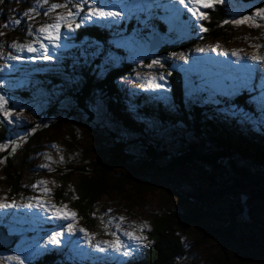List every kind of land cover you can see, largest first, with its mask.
<instances>
[{
	"label": "trees",
	"instance_id": "obj_1",
	"mask_svg": "<svg viewBox=\"0 0 264 264\" xmlns=\"http://www.w3.org/2000/svg\"><path fill=\"white\" fill-rule=\"evenodd\" d=\"M242 1L255 3L260 0ZM228 9L225 4L216 3L208 8L207 19L200 20L207 29L206 32H196L195 23L190 21L193 29L186 37L188 42L181 41L172 33L175 39L156 52L167 56L210 40L224 39L229 43L233 25L223 23L230 20ZM1 12L0 0V21ZM128 12L115 22L108 18L107 21L82 24L67 37L74 45L61 52L59 71L38 75L40 80L49 78V81L44 82L54 87L63 86L62 77L68 78L72 86L68 89V94L74 102L72 109L75 112L88 116V120L93 122L100 117L102 111L122 129L118 132L111 131V143L96 150L97 156H103L99 161L91 162L92 166L74 165L79 175L77 188L72 189L61 184L53 191L52 199L59 207H69L70 211L76 213L77 220L96 228L102 221L98 208L100 201L112 189L122 190L127 184H134L139 192H149L155 186L162 188L164 184L162 182L153 186L151 173L158 172L159 176L170 167L179 171L191 168L197 170L198 164H202L208 172L206 186L197 191L186 192V188L181 185L178 192L182 206L174 204L151 214L152 218L146 229L148 243L143 244L138 257L125 264H182L184 261H192L198 257L196 249L200 246V241H189L188 230L197 223V226H201L208 218L212 219L209 235L222 246V253L217 251L212 258L213 262L227 264L229 248L233 247L237 250L232 257L237 258L239 264H249L251 260L245 262L240 257L238 247L248 249V245L255 244L257 239L264 240V223H259L253 216L248 221H242L244 205L241 195H248V206L257 197L264 198V112L249 101L251 93L240 94L231 100L221 97L217 99L218 103L205 101V95L201 91L191 89L187 71L170 58L163 62L166 80L162 93L167 94L166 102L160 100L162 95L156 97L154 91H134L122 86V79L136 78L141 69L151 63L148 59L140 62L131 48L123 47V43L117 42L119 39H128L136 31L142 30L146 37L150 33V29L144 27L139 18V12ZM154 24L160 35L169 33L168 25L157 19H154ZM8 93L14 104L19 101V97L25 99L29 96L28 93L20 95L12 88ZM51 110H45L46 114L51 118L55 116L57 120L47 128L62 129L71 119V114L61 117L65 110L61 112L59 106H53ZM233 112L235 115H232ZM242 112H245V116H255L256 134L248 123L240 122ZM44 114H41V118ZM156 122H160L161 126L154 128L153 123ZM85 124H88L87 120ZM31 126L27 123L20 128L9 124L0 116V144L10 145L11 141L21 144L19 137L30 139L31 143L33 137L28 134ZM170 126L178 127L174 130L176 136L181 135L178 133L184 134L183 136L193 135L197 140L184 142L185 139L180 136L184 140L180 139L175 146L162 145L165 143L164 135L160 136L162 129H170ZM29 143L27 148L30 150ZM30 151L17 148L15 154H11L9 146L4 152H0V159L5 161L0 164L3 183L7 185L10 196L15 199L24 197L26 187L22 184L23 177L25 173L33 171L34 164L29 161ZM137 164L144 171L145 178L141 183L134 180L133 176L127 178L126 175L116 172L125 166L134 167ZM67 167L68 165H64L65 171ZM65 171L61 168L59 172L67 182L70 174L65 175ZM180 189L186 191L182 192ZM12 218V214L3 216L0 223L9 227L20 225L18 216L14 221ZM64 224L59 221H45L33 232L44 233L46 229L49 231ZM70 253L68 246L48 248V251L35 258L34 264H102L69 260Z\"/></svg>",
	"mask_w": 264,
	"mask_h": 264
},
{
	"label": "rangeland",
	"instance_id": "obj_2",
	"mask_svg": "<svg viewBox=\"0 0 264 264\" xmlns=\"http://www.w3.org/2000/svg\"><path fill=\"white\" fill-rule=\"evenodd\" d=\"M263 1L260 0L255 3H247L242 0H221L220 3L227 5L229 8V17L230 20H232L240 19L244 15H250L257 7H264ZM63 2L64 0H50V3ZM106 2L112 5H119V7H110L106 9L111 11H120L121 8H124V6L127 5L128 7L125 8L122 15L129 13V10H132V14L134 12H139V18L143 22L144 27L150 29V33L147 37L145 36L146 34L140 30V32H134V35H131L128 39H119L117 42L123 43V47L131 48L130 50L133 51V54L140 62H144L146 59L151 62L152 60L160 61V64L155 65L152 69L143 67L140 74H137L136 78L122 79V86L131 90L135 91L136 89L142 91L139 86L142 83V80L139 79V77H146L149 75L159 77L163 74L164 80H157V83L164 87L166 73L164 68L160 65H163V62L167 58H170L175 63L180 64L181 67L187 71L192 90L195 89L194 91H201V93L205 95V101H214L218 103L219 101L217 99H220L221 97L226 99V96L220 95V93L226 91V82L230 83L237 80V78H247V74L243 70L237 71L238 65L251 64L252 62L248 61L246 58L254 52L258 55H264V22L257 21L259 26L255 28L249 27L247 24L233 25L232 39L229 43L224 39L210 40L194 45L191 49L182 51L176 55L167 54V56H161L156 52L157 50L150 51L151 41L156 35H160L158 29L153 26L154 19H157L159 22L164 23L169 27V33L167 35H161L163 46L175 39L172 33H175L181 41L188 42L189 40L186 37L193 29L190 21L195 23L194 26L196 25V32L200 31L202 23L188 11L187 7L179 3V0H155L154 2L152 0H126V2L123 0H106ZM34 5L35 0H1L2 18L0 21V33H3V35H0V68H3V71H0V95H4L9 101V108L14 113H19L21 116L20 121H15V118L13 117L14 122L12 125L21 128L29 123L30 126L32 125L30 132L36 125H39V127L36 128L35 133L31 134L33 137L31 143H29L30 139L25 138L18 147V149L25 152L32 150L29 152V161H32L34 164L33 171L28 174L25 173V176L23 177L22 184L26 187V193L22 199H15L10 196L7 185L3 183L4 176L1 173L2 167L0 165V200L4 203H13L14 201V203L19 206L0 209V221L3 216L10 214L13 215L12 221H14L16 216H18L20 221V225L15 224L14 227H9L1 223L0 225H5L9 234L21 235V239L17 245L11 249L2 250L0 256H7L13 253L19 254L17 249L23 247L26 242H39L43 245L53 230L61 231L63 228L67 227V224L73 223L77 230L76 233L70 236L65 232L62 237V243L59 246L60 248L68 246L69 252H71L68 256L69 260L77 262L92 261L94 263L99 262L102 264L111 262L116 264L115 260L101 259L105 254L96 252L89 245L83 234L79 232V229L83 228L89 234H92L94 236L92 243L96 244L112 239L110 235L106 234L105 226H107L108 232L116 231L115 224L118 221L114 219L115 217H125L118 235L124 231H131L133 225L138 227L139 225L146 223L149 226L152 218L151 214L156 210H164L163 208L167 209V207H172L174 204L182 206V199L179 197L180 193L178 192V188L181 185L182 188H186V192L197 191L204 188L207 183L206 175L208 172L205 169V165L201 166L202 164H198L197 170L191 168L179 171L175 170L174 167H170L169 170L161 172L159 176H157L158 172L154 174L151 173V177L153 176V181L150 178L152 185H159L163 182V187L158 188L155 186V189H150L151 191L149 192H139L134 184H127L122 190L112 189L100 201L98 208L101 211L103 222L101 221L96 228L89 227L76 218L75 221H59L65 224L62 227L51 228L49 231L46 229L44 233L42 231L39 233L33 232L36 231L37 228H40L45 221L53 222L57 220L52 217L51 211L46 212L38 207L27 208L23 207V205L28 203L35 204L36 200H40L48 204H55L59 207L52 199L53 191H55L61 184L76 189L79 175L74 165L85 164L92 166L91 162L99 161L98 159L103 156H97L96 150L111 143L112 137L109 136L111 131L118 132L121 129L116 121L108 119L105 116L106 114L102 111H100V117L93 122L88 120V116L75 112L72 109V106L74 107V102L68 94V89H71L72 87L67 80L68 78L66 79L65 77H62V80H64L63 86L54 87L47 82H44L49 81V78L48 80H40L38 77L40 74L46 75L59 71L58 67L61 65L59 64L60 55L62 54L61 52L74 45L67 39V37L71 36L73 32L68 33L67 29L62 28L58 40L51 44L47 40L41 41L48 47V53L52 56V59L47 61L42 59V53L39 51L36 53H29L27 51L19 52L8 47L13 41L20 43L28 42L30 40V37L27 35L28 27L35 29L42 24L52 23L57 12L62 11L57 10V12H51L48 16H44L43 12L45 11V8H38L37 11L40 14H33L34 18L30 19L28 16H25V12ZM188 7H191V5H188ZM86 10L87 7L85 8V11ZM207 10L208 8L199 9V11L208 14ZM131 13L129 16L132 15ZM77 19L79 22V18ZM15 20H19L20 23L18 25L15 24ZM86 23L88 22H85V24ZM5 25L9 26L5 27ZM245 37H247V39H244ZM252 45H261V47L256 49L252 47ZM35 46L37 48L39 47V45ZM214 47L216 48V51L211 50ZM200 48L208 50L204 52L197 51V49ZM233 50H239L240 55L245 57V60L237 61L236 57L232 56ZM221 52H226L227 55H221ZM180 54H183L185 59H179L178 57ZM8 55L19 56L20 59L17 61H9L7 59ZM256 67L264 70V64L256 65ZM252 84L255 85L252 91L249 92L245 90L240 94L244 93L249 95L251 93L250 95L252 96L249 95V101L253 106L255 104V107L259 108V102L257 101L254 103L252 97L260 96L261 87H264V76L260 73L254 74L252 77ZM163 87L157 90H148L147 92L154 91L157 95L156 97L162 95L160 96V100L166 102L167 94L164 92L162 93ZM11 88L17 91L20 95L28 93L29 96L25 99L19 97V101L14 104L12 102V96L8 93V90ZM73 90H77V88H73ZM232 98L228 99L231 100ZM53 106H59L61 112L65 110V116H63V114L60 115L61 117L65 118L71 114V119L66 122L67 125H64L60 130L55 129L56 127L47 128L57 120L55 119V116L51 118L45 112V110L51 112ZM43 113H45V116L43 115L41 118V114ZM242 113L245 114V112ZM253 117L255 116L242 115V120L240 122L248 123L252 132L256 134L257 126ZM86 120L88 124H85ZM80 124L85 126L82 127ZM153 125L155 128L156 126H161V123L156 122L153 123ZM168 128L170 129H162L163 132L160 134V136L164 135L165 137V143L162 144L164 146L172 144V146H175L182 138L185 139L184 142H190L193 141V139L197 140L193 135L183 136L184 134L178 133L181 135L176 136L174 133V130L178 129L176 126H170ZM120 131H122V129ZM20 133H22L21 130ZM188 133L190 132L188 131ZM180 136H182V138H180ZM27 143L31 145L30 150L27 148ZM52 145H56L57 147L53 148ZM61 157L63 159H61ZM45 164L48 165V168L41 167V165ZM64 165H68L66 171L64 170ZM61 168L65 171V175L70 174L69 177H67V182H65L62 173L59 172ZM49 169H51V171ZM116 172L118 174L126 175L127 178L133 176L134 180L139 183L145 178V176H143L144 171L140 170L139 164L134 167L133 165L132 167L125 166ZM40 180L48 181L47 185H38V187L33 188L32 185L37 184ZM44 187H47L50 190V195L46 196L42 194V189ZM185 191L182 190V192ZM249 207V219H252L253 216L259 223H264V198L257 197V200L252 201ZM64 210L72 212L69 210V207H66ZM109 221H111V223H109ZM211 221L212 219L208 218L205 220L206 223H202L201 226L200 224L197 226V223L189 228V241H194L195 239L200 241V246H197L196 249L198 257L193 258V262L191 260V262L184 261L182 264H218L216 261L214 263L212 258H214L217 251L222 253V246L219 244V241H214L216 239L213 240L209 235L208 229L211 228ZM143 235L146 237L145 241H143V244L145 245L149 240L147 237L148 235H146V229L144 230ZM121 239L124 240L125 243H130L127 240V237L121 236ZM69 241H71V243H69ZM45 247L47 249L58 248L52 245H45ZM225 247L226 246H224V248ZM248 247V249H241L238 247L240 257H242L245 262L251 260L249 264H264V240L259 238L256 240L255 244L248 245ZM142 248L143 247L139 248L133 257H121L120 259L124 260L125 263L129 262L138 257ZM236 250L237 249H233V247L229 248L230 256L228 255L229 258L226 259L227 264H239L238 259L232 257L235 255ZM93 253L96 255H93ZM107 255L111 257L116 254L109 252ZM34 262L35 259L31 261V264H34ZM12 264H14V262H12ZM26 264H28L27 261Z\"/></svg>",
	"mask_w": 264,
	"mask_h": 264
},
{
	"label": "snow or ice",
	"instance_id": "obj_3",
	"mask_svg": "<svg viewBox=\"0 0 264 264\" xmlns=\"http://www.w3.org/2000/svg\"><path fill=\"white\" fill-rule=\"evenodd\" d=\"M221 0H179V3L183 4L185 7L188 8V11L192 13L193 16L196 17L197 20H205L207 19V14L199 11L201 8H212L214 4L220 3ZM191 5V7H188ZM87 10L85 11V8ZM110 7H119V5H112L107 3L106 0H64L63 3H50V0H35V5L30 8L27 12H25V16H28L30 19L34 18L33 14L39 15L40 13L37 11L38 8H45L43 12L44 16H48L51 12L58 11L52 23H45L42 24L40 27L33 29L32 27H28L27 35L30 37V40L25 43H20L17 41H13L11 44L8 45L11 49H14L19 52L27 51L29 53H42L43 60H51L52 56L48 53V47L42 43V40H47L50 44L54 41L58 40L61 35V29L65 28L68 30V33L75 32L76 29H79L81 25L85 22H99V21H107L108 18H112L111 22H115L116 19L122 17V13L124 12L125 8L128 6L125 5L124 8H121L120 11H111L106 10ZM83 14V15H81ZM79 18V22L78 19ZM257 21L264 22V7H257L250 15H244L240 19H232V20H225L224 24H232V25H241L247 24L249 27H258L259 24ZM15 24H19V20L14 21ZM9 25H5L8 27ZM201 32H206L207 29L204 28L202 25L200 27ZM3 35V33H0ZM244 39H247L245 37ZM35 45H39L37 48ZM218 47V46H217ZM252 47L259 49L261 45H252ZM208 49L200 48L197 51L204 52ZM212 51H216V48H212ZM221 55H227L226 52H221ZM173 55H176L173 53ZM232 56L236 57L237 61L245 60V57L240 55L239 50H233ZM179 59L183 60L185 57L183 54H180ZM7 59L9 61H17L20 59L19 56L15 55H8ZM248 61H251V64H239L237 67V71L243 70L247 74L246 79H239L234 80L232 82H226V91L220 93V95H224L228 98H232L238 96L240 93L247 91H252L255 85L252 84V77L256 73H260L264 76V70H261L256 67V65L264 64V55H258L255 52L246 58ZM160 64L158 60H152L150 64L145 65V67L152 69L155 65ZM163 67V65H160ZM7 67V65H6ZM0 71H3V68H0ZM171 75V73H168ZM142 80V83L139 85L142 90H157L161 89L163 86L157 83V80H164V75L161 74L159 77H155L152 75L146 77H139ZM252 101L256 103L259 102V108L261 112H264V87H261L260 96L259 97H252ZM9 101L5 98L4 95H0V116L3 117L5 121L9 124L13 123V117L15 121H20L21 116L19 113H14L9 108ZM232 115H235L233 112ZM242 115H246L242 113ZM264 123V121H262ZM39 125H36L31 129V132L28 133L29 135L35 133L36 128ZM25 137H19V141H24ZM11 147V154H15L17 148L20 144L17 141H11L9 144H0V152H4L6 149ZM53 148H56V145H52ZM61 159H63L61 157ZM5 161L0 159V164H3ZM43 168H48V165H41ZM51 171V169H49ZM48 181L40 180L37 184H33L32 187L36 188L38 185H47ZM43 195H50V190L47 187L42 189ZM13 207H19L13 201V203H4L0 200V209H8ZM23 207L32 208L38 207L42 208L44 211H51L52 217L57 221H68L76 220V213L68 212L64 209L67 207L66 205H61L57 207L55 204H48L44 201L36 200V203H28L23 205ZM116 221L115 224L116 231H107L106 227V234L110 235L112 239L105 240L101 243L93 244L92 240L94 236L89 234L85 229H79V232L83 234L84 238L88 241L89 245L96 251L102 254H105L104 257L101 259H108V260H115L116 264H125L124 260L120 258H128L133 257L136 251L143 247V241H145L146 237L143 235L145 229L148 228L146 223L139 225L132 226L131 231H124L118 235L120 232L121 225L125 219V217H115ZM103 222V221H102ZM111 223V221H109ZM76 228L73 223L67 224L66 228H63L61 231L53 230L51 235L48 236L47 240L41 245L39 242L30 243L26 242L25 245L21 248L17 249L19 254H11L7 256H0V264H31V261L35 259L37 256H40L44 252L48 251L45 245H52L54 247H59L62 243V237L64 233H68V235H74L76 233ZM139 233V234H137ZM121 236L127 237V240L130 243H125L124 240L121 239ZM71 243V241H69ZM111 252L116 254L115 256L109 257L107 254Z\"/></svg>",
	"mask_w": 264,
	"mask_h": 264
},
{
	"label": "water",
	"instance_id": "obj_4",
	"mask_svg": "<svg viewBox=\"0 0 264 264\" xmlns=\"http://www.w3.org/2000/svg\"><path fill=\"white\" fill-rule=\"evenodd\" d=\"M163 46V40L160 35H156L151 41L150 51L159 50ZM242 203L244 205V213L241 216L242 221L249 220L248 211L249 206L247 204L248 195L246 193L241 195ZM21 236L18 234H9L5 225L0 226V252L2 250H8L13 248L20 241Z\"/></svg>",
	"mask_w": 264,
	"mask_h": 264
}]
</instances>
